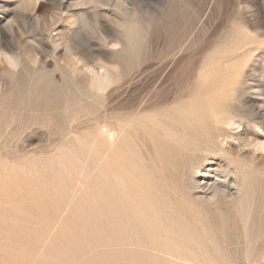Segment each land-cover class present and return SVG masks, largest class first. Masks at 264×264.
<instances>
[{
	"label": "rangeland",
	"instance_id": "374dc122",
	"mask_svg": "<svg viewBox=\"0 0 264 264\" xmlns=\"http://www.w3.org/2000/svg\"><path fill=\"white\" fill-rule=\"evenodd\" d=\"M262 113L264 0H0V264H264Z\"/></svg>",
	"mask_w": 264,
	"mask_h": 264
},
{
	"label": "bare ground",
	"instance_id": "6f19581e",
	"mask_svg": "<svg viewBox=\"0 0 264 264\" xmlns=\"http://www.w3.org/2000/svg\"><path fill=\"white\" fill-rule=\"evenodd\" d=\"M86 21H87V20H86ZM254 42H255V41H254ZM219 43H220V42H219ZM237 43H238V42H237ZM251 49H252V48H251ZM243 53H245V52H243ZM255 54H256V53H255ZM211 57H212V56H211ZM208 60H209V59H208ZM208 60H207V61H208ZM210 60H211V59H210ZM224 62H225V61H224ZM228 62H229V61H228ZM230 62H231V60H230ZM230 62H229V64H230ZM209 63H210V62H209ZM224 64H228V63H224ZM229 64H228V65H229ZM228 65H227V66H228ZM217 66H218V65H217ZM222 66H224V65H222ZM230 66H232V64H231ZM250 66H251V65H250ZM210 68H211V67H210ZM227 68H228V67H227ZM213 69H214V68H213ZM223 70H224V69H223ZM240 70H242V69H240ZM199 71H200V70H199ZM219 71H220V70H219ZM205 72H206V71H205ZM212 72H213V71H212ZM237 72H238V71H237ZM237 72H235V73H237ZM210 73H211V72H210ZM242 73H243V71H242ZM242 73H241V75H242ZM199 74H200V73H199ZM237 74H238V76H241V75H239L240 73H237ZM200 75H201V74H200ZM204 75H205V74H203V76H204ZM197 76H199V75H197ZM238 76H237V77H238ZM238 78H240V77H238ZM198 79H200V78H198ZM198 79H197V80H198ZM230 79H231V78H230ZM240 79H241V78H240ZM240 79H239V80H240ZM206 80H207V79H206ZM209 80H210V79H209ZM209 80H207V81H209ZM103 81H104V78H103L102 76L97 75V74H95V75L93 76V83H94V84H96V85H101V84L103 83ZM212 81H213V80H211V83H212ZM200 82H202V81H200ZM204 82H205V81H204ZM209 82H210V81H209ZM198 83H199V82H198ZM211 83H210V84H211ZM235 83H236V82H235ZM235 83H234V84H235ZM237 83H238V82H237ZM196 84H197V82H196ZM203 84H204V83H203ZM207 84H208V83H207ZM210 84H209V86H211ZM238 84H239V83H238ZM241 84H242V83H241ZM200 86H201V85H200ZM209 86H207L206 88H203V89H207V88H209ZM239 86H240V85H239ZM242 86H243V85H242ZM222 88H224V87H222ZM239 88H240V87H239ZM203 89H202V90H203ZM250 89H251V88H250ZM256 89H257V88H256ZM259 89H260V88H259ZM199 90H200V89H199ZM200 91H201V90H200ZM204 91H205V90H204ZM219 91H220V90H219ZM221 91H223V90H221ZM241 91H242V90H241ZM201 92H202V91H201ZM205 92H206V91H205ZM207 92H209V91H207ZM207 92H206V93H207ZM211 92H212V91H211ZM232 92H234V91H232ZM209 93H210V92H209ZM214 93H215V92H214ZM218 93H219V92H218ZM222 93H223V92H222ZM211 94H212V93H211ZM195 95H196V93H195ZM207 95H208V94H207ZM215 95H216V94H215ZM219 95H220V94H219ZM225 95H226V94H225ZM198 96H199V95H198ZM216 96H218V95H216ZM221 96H222V95H221ZM234 96H235V94H234ZM203 97H204V96H203ZM214 97H215V96H214ZM225 97H227V96H225ZM225 97H224V98H225ZM209 98H210V97H209ZM211 98H212V97H211ZM211 98H210L209 100H211ZM217 98H218V97H217ZM219 98H221V97H219ZM200 99H201V98H200ZM207 99H208V97H207ZM212 99H213V98H212ZM230 99H231V98H230ZM230 99H229V101H230ZM233 99H234V97H233ZM204 100H205V99H204ZM209 100H208V101H209ZM215 100H216V99H215ZM194 101H196V100H194ZM200 101H201V100H200ZM206 101H207V100H206ZM220 101H221V100H220ZM222 101H223V99H222ZM187 102H188V101H187ZM196 102H197V101H196ZM202 102H203V101H201V103H202ZM211 102H212V101H211ZM211 102H210V103H211ZM231 102H232V101H231ZM36 103H37V102H36ZM198 103H199V102H198ZM201 103H200V104H201ZM210 103H207V104L210 105ZM223 103H224V102H223ZM236 103H237V102H236ZM236 103H235V104H236ZM205 104H206V102H205ZM220 104H222V102H221ZM260 104H261V103H260ZM86 105H87V104H86ZM195 106H196V105H195ZM198 106H199V104H198ZM201 106H202V105H201ZM205 106L207 107V105H205ZM219 106H220V105H219ZM224 106H225V105H224ZM228 106H229V105H228ZM176 107H179V106H176ZM183 107H184V106H183ZM187 107H188V106H187ZM221 107H222V106H221ZM229 107H231V106H229ZM229 107H227V109H226L227 111H228V110H232V107H231V109H230ZM181 108H182V107H181ZM192 108H194V107H192ZM203 108H205V107L202 106V109H203ZM208 108H209V107H207V109H208ZM219 108H220V107H219ZM177 109H180V108H176V109H175V107H174V110H177ZM189 109H190V110H189ZM189 109H188V110L191 112V108H189ZM207 109H205V110H207ZM209 109H210V108H209ZM224 109H225V108H224ZM185 110H186V108H185ZM194 110H195V109H194ZM199 110H200V109H199ZM205 110H204V111H205ZM211 110H212V109H210L209 111H211ZM222 110H223V109H222ZM226 110H225V111H226ZM197 111H198V110H197ZM209 111H208V112H209ZM194 112H195V111H194ZM200 112H201V111H200ZM212 112H213V111H212ZM212 112H211V114H212ZM221 112H222V111H221ZM173 113L175 114V112H173ZM176 113H177V112H176ZM181 113H183V110H182ZM192 113H193V112H192ZM195 113H196V112H195ZM209 113H210V112H209ZM209 113H207V114H209ZM213 113L217 114L216 111L213 112ZM229 113H230V112H229ZM161 114H163V113H161ZM167 114H168V113H167ZM178 114H179V112H178ZM186 114H187V113H186ZM188 114H189V113H188ZM199 114H200V113H199ZM220 114H221V113H220ZM223 114H224V113H223ZM259 114H260V113H259ZM262 114H264V113H262ZM118 115H119V114H118ZM184 115H185V114H183V115L181 114L180 116H184ZM189 115H191V114H189ZM189 115H188V116H189ZM225 115H226V112H225L224 115H221V116H223L222 118L219 117V116H216V117H215V116L213 115V116H214V119H213V122H212V123L214 124L215 128H216L218 131H221V133H222V131H223V130H222V126L225 128V126H229V127H230V125H231V124H230L231 121H230V122H227V119H228L229 117H228L227 119H224V116H225ZM228 115H229V114H228ZM233 115H235V114L233 113ZM114 116H115V115H114ZM114 116H113L112 119L115 118ZM126 116H127V115H125V116H123V117L126 118ZM129 116H130V115H129ZM168 116H170V115L168 114ZM185 116H186V115H185ZM191 116H192V115H191ZM195 116H198V112L196 113ZM210 116H211V115H210ZM237 116H239V115H237ZM120 117H121V116H119V118H120ZM170 117H172V115H171ZM176 117H177V119H178L179 115L176 114ZM208 117H209V115H208ZM232 117H233V116H232ZM232 117H231V118H232ZM243 117H244V116H243ZM260 117H261V116H260ZM107 118H108V117H107ZM117 118H118V117H117ZM117 118H115V119L118 120ZM152 118H155V117H152ZM173 118H174V117H173ZM173 118H172V119H173ZM179 118H180V117H179ZM189 118H190V117H189ZM189 118H188V119H189ZM201 118H202V117H201ZM211 118H213V117H211ZM238 118H239V117H238ZM75 119H76V118H75ZM129 119H130V118H129ZM129 119H123V120H124L123 123L121 122V123H118V124H125V123H124L125 120H127V122H128ZM131 119H132V118H131ZM131 119H130V120H131ZM180 119H182V118H180ZM184 119H186V117H185ZM188 119H187V121H188ZM205 119H207V116H206ZM208 119H209V118H208ZM236 119H237V117H235V120H236ZM239 119H240V118H239ZM250 119H251V118H250ZM254 119H255V118H254ZM151 120H152V119H151ZM155 120H156V119H155ZM198 120H199V119H198ZM228 120H229V119H228ZM248 120H249V119H248ZM252 120H253V119H252ZM106 121H108V120H106ZM158 121L160 122V120H158ZM158 121L156 120V122H158ZM174 121H176V119H174ZM179 121H180L179 119H178V122L176 121L178 124L175 122V123H176V126H178V125H180V124H183V121H182V123H180L181 121H180V122H179ZM185 121H186V120H184V125H181L182 128H183V126H186ZM193 121H194V120H193ZM203 121H204V120H203ZM203 121H202V122H203ZM255 121H256V120H255ZM257 121H258V120H257ZM114 122H115V121H114ZM146 122H147V120H146ZM146 122H145V123H146ZM159 122H158V124H159ZM148 123H149V122H148ZM189 123H190V122H189ZM104 124H105V123H104ZM104 124H103V126H104ZM109 124H110V123H109ZM111 124H112V123H111ZM172 124H173V123H172ZM192 124H193V122H191V125H192ZM209 124H210V123H209ZM236 124H237V123H236ZM261 124H262V123H261ZM116 125H117V124L115 123L114 126H116ZM152 125H153V124H152ZM159 125H160V124H159ZM161 125H163V124L161 123ZM202 125H203V124H202ZM207 125H208V122H207ZM221 125H222V126H221ZM224 125H225V126H224ZM105 126H106V125H105ZM110 126L112 127L113 125H110ZM110 126H109V127H110ZM148 126H151V123H150V125H148ZM164 126H165V125H164ZM188 126H189V125H188ZM231 126H232V125H231ZM254 126H255V125H254ZM117 127H119V128H123V127H120L119 125H117ZM117 127H116V128H117ZM152 127H153V126H152ZM160 127H162V126H160ZM190 127H191V126H190ZM194 127H195V126H194ZM209 127H210V126H209ZM263 127H264V126H263ZM105 128H108V124H107V126H106ZM113 128H114V127H113ZM116 128H114V129H116ZM147 128H149V127H147ZM150 128H151V127H150ZM150 128H149V129H150ZM178 128H179V126H178ZM182 128H181V129H182ZM199 128H200V127H199ZM215 128H214V129H215ZM236 128H237V127H236ZM114 129H112V130H113L114 134H116L115 131H114ZM151 129H152V128H151ZM157 129H158V128H157ZM162 129H163V128H162ZM205 129H206V128H205ZM207 129L209 130L208 127H207ZM118 130H119V129H117V131H118ZM193 130H194V129H193ZM210 130H212V129L210 128ZM210 130H209V131H210ZM227 130H228V131H227V134H229L228 132H230V130H229V129H227ZM105 131H107V130H105ZM159 131H160V129H159ZM176 131H177V130H176ZM202 131H203V130H202ZM209 131H207V132L209 133ZM212 131H213V130H212ZM212 131H211V132H212ZM135 132H136V131H135ZM160 132H161V131H160ZM166 132H167V131H166ZM211 132H210V133H211ZM214 132H215V131H213V134H215ZM216 132H217V131H216ZM225 132H226V131H225ZM231 132H232V131H231ZM236 132H237V131H236ZM117 133H118V132H117ZM210 133H209V134H210ZM221 133H219L218 135H220ZM255 133H256V132H255ZM161 134H162V133H161ZM227 134H226V135H227ZM116 135H117V134H116ZM116 135H115V136H116ZM181 135H182V134H181ZM198 135H199V134H198ZM206 135H207V134H206ZM226 135H224L223 137L225 138ZM230 135H231V134H230ZM106 136L109 137V138H113L112 133H111V128L108 129ZM106 136H105V137H106ZM207 136H208V135H207ZM207 136H206V137H207ZM211 136H212V138H214L213 135H211ZM211 136H209V137H211ZM215 136H216V134H215ZM233 136H234V135H233ZM107 137H106V138H107ZM175 137H176V136H175ZM184 137H185V136H184ZM192 137H193V136H192ZM216 137H217V136H216ZM221 137H222V136H221ZM221 137L219 136V138H221ZM227 137H228V136H227ZM241 137H242V136H241ZM262 137H263V136H262ZM180 138H181V137H180ZM182 138H183V137H182ZM228 138H230V137H228ZM228 138H227V139H228ZM234 138H235V137H234ZM252 138H253V137H252ZM175 139H178V138H175ZM205 139H206V138H205ZM231 139H232V138H231ZM247 139H248V138H247ZM247 139H246V140H247ZM166 140H167V139H166ZM211 140H213V139H211ZM235 140H237V139H235ZM248 140H249V139H248ZM110 141H111V140H110ZM128 141H129V140H128ZM134 141H135V140H134ZM146 141H147V140H146ZM182 141H183V140H182ZM203 141H204V140H203ZM223 141H224V140H223ZM233 141H234V140H233ZM244 141H245V140H244ZM140 142H141V141H140ZM180 142H181V141H180ZM183 142H184V141H183ZM199 142H200V141H199ZM209 142H210V141H209ZM214 142H215V140H214ZM227 142H228V140H227ZM236 142L238 143V140H237ZM236 142H234V144H235ZM143 143H144V142H143ZM186 143H187V142H186ZM191 143H192V142H191ZM197 143H198V142H197ZM202 143H203V142H202ZM205 143H206V142H205ZM210 143L212 144V142H210ZM223 143H224V142H223ZM230 143H231V142H230ZM251 143H252V142H251ZM151 144H152V143H151ZM189 144H190V143H189ZM198 144L200 145V143H198ZM203 144H204V143H203ZM219 144H220V143H219ZM221 144H222V143H221ZM245 144H246V143H245ZM187 145H188V144H187ZM201 145H202V144H201ZM212 145H213V144H212ZM214 145H215V144H214ZM241 145H242V144H241ZM243 145H244V144H243ZM257 145H258V144H257ZM158 146H159V145H158ZM191 146H192V144H191ZM205 146H206V145H205ZM209 146H210V145H209ZM216 146H217V145H216ZM220 146H221V145H219V148H217V149H216V148H211V147H210V148H207V147H206L207 149H206L205 151H207V152L210 153V154H213V153L215 154V152L219 151V152L222 154L223 151H224V150H222V149H223V147H225L226 145H225V146H222V149L220 148ZM232 146H233V145H232ZM239 146H240V145H239ZM239 146H238V147H239ZM177 147H178V146H177ZM194 147H195V146H193V149H194ZM203 147H204V146H203ZM243 147H244V146H243ZM259 147L262 148V149L264 150V142H262V143L259 145ZM178 148H179V147H178ZM200 148H201V147H200ZM230 148H231V146H230ZM248 148H249V147H248ZM179 149H180V148H179ZM238 149H240V148H238ZM249 149H250V148H249ZM182 150H183V149H182ZM242 150H243V149H242ZM253 151H254V150H253ZM179 152H180V150H179ZM187 152H188V151H187ZM195 152H196V151H195ZM244 153H245V152H244ZM244 153H243V154H244ZM250 154H251V153H250ZM262 154H263V153H262ZM204 155H205V153H204ZM223 155H224V154H223ZM187 156H188V155H187ZM205 156H206V155H205ZM210 156H211V155H210ZM219 156H220V154H219ZM132 157H133V156H132ZM213 157H214V156H213ZM225 157H227V156H225ZM231 157H232V156H231ZM188 158H189V157H188ZM194 158H195V157H194ZM196 158H197V157H196ZM196 158H195V159H196ZM198 158H200V157L198 156ZM198 158H197V159H198ZM202 158H203V156H202ZM211 158H212V157H211ZM165 159H166V158H165ZM177 159H178V158H177ZM190 159H191V156H190ZM228 159H229V158H228ZM180 160H181V159H180ZM182 160H183V159H182ZM199 160H200V159H199ZM204 160H205V159H204ZM219 160H220V159H219ZM229 160H230V159H229ZM178 161H179V160H178ZM192 161H193V160H192ZM196 162H197V161H196ZM201 162H202V161H201ZM201 162H200V163H201ZM180 163H181V161H180ZM180 163H179V165H180ZM183 163H184V162H183ZM231 163L237 165L236 167L239 168V165H238L236 159L231 158ZM246 163H247V162H246ZM252 163H253V162H252ZM188 164H189V163H186V165H188ZM190 164H191V160H190ZM193 164H195V160H194V163H193ZM177 165H178V164H177ZM183 165H184V164H183ZM183 165H182V166H183ZM191 165H192V164H191ZM198 165H199V164H198ZM246 165H247V164H246ZM189 166H190V165H189ZM192 166H193V165H192ZM250 166H251V165H250ZM184 167H185V165H184ZM184 167H183V168L178 167V169L180 168L179 171H180L181 169L184 170ZM195 167H198V166H197V163H196V166H195ZM189 168H191V167H189ZM193 168H194V167H193ZM200 168H201V167H200ZM242 168H243V167H242ZM245 168H246V167H245ZM251 168H252V167H251ZM253 168H254V167H253ZM253 168H252V169H253ZM129 169H130V168H129ZM187 169H188V167H187ZM191 169H192V168H191ZM194 169H195V168H194ZM255 169H256V168H255ZM146 170H147V169H146ZM189 171H190V170H189ZM253 171H254V170H253ZM104 172H105V171H104ZM254 172H255V171H254ZM182 173H183V172H182ZM187 173H188V171L186 172V174H187ZM197 173H198V172H197ZM252 173H253V172H252ZM255 173H256V172H255ZM174 174H175V173H174ZM249 174H251V173H249ZM258 174H259V173H258ZM261 174H262V173H261ZM105 175H106V174H105ZM182 175H183V174H182ZM131 176H132V175H131ZM255 177H257V176H255ZM112 178H113V177H112ZM102 179H103V178H102ZM178 179H179V178H178ZM236 179H237V178H236ZM258 179H259V178H258ZM263 179H264V178H263ZM114 180H115V179H114ZM254 181H255V180H254ZM115 182H116V181H115ZM111 183H112V182H111ZM216 183H217V182H216ZM147 184H149V183H147ZM196 184H197V182H196ZM228 185H229V184H228ZM120 186H121V185H120ZM220 187H221V185L219 184V185H214L212 188L214 189V191L217 192V191H219V188H220ZM124 188H125V187H124ZM220 189H221V188H220ZM259 189H260V187H259ZM141 190H142V189H141ZM149 190H150V189H149ZM149 190H148V191H149ZM225 190H226V189H225ZM236 190H237V189H236ZM253 190H254V189H253ZM125 191H126V190H125ZM237 191H238V190H237ZM151 192H152V191H151ZM225 192H226V191H225ZM251 192H253V191H251ZM137 193H138V192H137ZM213 193H214V192H213ZM253 193H254V192H253ZM258 194H259V193H258ZM262 194H263V193H262ZM215 195H218V194H215ZM220 195L222 196V194H220ZM116 196H117V195H116ZM213 196H214V195H213ZM247 196H248V195H247ZM262 196L264 197V195H262ZM130 197H131V196H130ZM130 197H129V198H130ZM149 197H150V196H149ZM238 197H239V196H238ZM118 198H119V197H118ZM129 198H128V199H129ZM144 198H145V197H144ZM247 198H249V197H247ZM151 199H152V198H151ZM251 200H252V199H251ZM262 200H263V199H262ZM153 202H154V201H153ZM257 202H258V201H257ZM259 202H260V201H259ZM259 202H258V203H259ZM244 204H245V203H244ZM244 204H243V205H244ZM249 204H250V203H249ZM129 205H130V204H129ZM237 205H238V204H237ZM237 205H236V207H237ZM108 206H109V205H108ZM119 206H120V205H119ZM239 206H240V205H239ZM245 206H246V205H245ZM249 206H250V205H249ZM122 207H123V206H122ZM149 207H150V206H149ZM243 207H244V206H243ZM236 209H237V208H236ZM241 209H242V207H241ZM245 209H246V208H245ZM250 209H251V208H250ZM247 210H248V209H247ZM158 211H160V210H158ZM240 211H241V210H240ZM242 211H243V210H242ZM249 211H250V210H249ZM135 212H136V211H135ZM155 212H157V211H155ZM130 213H131V212H130ZM238 214H240V213H238ZM244 214H245V213H244ZM136 215H137V214H136ZM241 215H243V213H241ZM247 215H248V212H247ZM61 218H62V217H61ZM115 218H116V217H115ZM132 218H133V217H132ZM248 218H249V217H248ZM161 219H162V218H161ZM245 219H246V218H245ZM113 220H114V219H113ZM115 220H117V219H115ZM115 220H114V221H115ZM164 220H165V219H164ZM243 220H244V218H243ZM124 222H125V221H124ZM134 222H135V221H134ZM117 223H118V222H117ZM124 226H125V225H124ZM247 227H248V226H247ZM247 227H246V228H247ZM127 229H128V228H127ZM116 232H117V231H116ZM148 232H149V231H148ZM163 233H164V232H163ZM126 235H127V234H126ZM131 235H132V234H131ZM248 236H249V235H248ZM112 239H113V238H112ZM116 239H117V238H116ZM130 239H131V238H130ZM250 240H251V238H250ZM129 241H130V240H129ZM122 243H123V242H122ZM122 243H121V244H122ZM188 243H189V242H188ZM201 243H202V241H201ZM237 244H238V243H237ZM107 245H108V244H107ZM118 245H119V244H118ZM138 245H139V244H138ZM164 246H165V245H164ZM203 247H204V246H203ZM105 249H106V248H105ZM139 249H140V248H139ZM184 249H185V248H184ZM82 250H83V249H82ZM85 250H86V249H85ZM248 250H249V249H248ZM179 252H180V251H179ZM63 253H64V252H63ZM91 253H92V252H91ZM100 253H101V252H100ZM167 254H168V253H167ZM170 254H172V253H170ZM171 256H172V255H171ZM174 257H175V256H174ZM185 257H186V256H185ZM177 258H178V257H177ZM106 259H107V258H106ZM141 259H142V258H141ZM248 259H249V258H248ZM170 260H171V259H170ZM247 261H248V260H247ZM179 262H180V261H179ZM184 262H185V261H184Z\"/></svg>",
	"mask_w": 264,
	"mask_h": 264
}]
</instances>
